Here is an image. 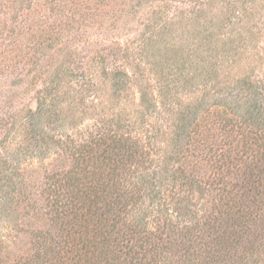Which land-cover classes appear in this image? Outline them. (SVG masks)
<instances>
[{
  "label": "trees",
  "instance_id": "obj_1",
  "mask_svg": "<svg viewBox=\"0 0 264 264\" xmlns=\"http://www.w3.org/2000/svg\"><path fill=\"white\" fill-rule=\"evenodd\" d=\"M17 4L18 15L33 13L31 0ZM1 51V66L21 62ZM210 51L193 56L183 87L184 69L157 96L137 85L141 113L152 107L175 118L165 149L159 134L144 137L137 124L114 119L86 140L48 135L66 118L48 102L47 88L17 155L51 162L43 185L27 182L23 164L0 173L1 211L17 214L26 203L50 224L16 264H264V92L246 79L220 89ZM101 63L100 77L111 78L113 97L123 102L136 73L109 74ZM233 87L232 102L210 105L211 91L225 95ZM62 159L69 164L59 166Z\"/></svg>",
  "mask_w": 264,
  "mask_h": 264
},
{
  "label": "rangeland",
  "instance_id": "obj_2",
  "mask_svg": "<svg viewBox=\"0 0 264 264\" xmlns=\"http://www.w3.org/2000/svg\"><path fill=\"white\" fill-rule=\"evenodd\" d=\"M19 1L0 0V51L21 58L12 67L0 65V173L23 164L27 182L38 188L51 162L17 155L30 113L48 87V102L66 118L63 128H52L48 135L86 140L100 122L114 119L137 124L144 137L159 134L160 149L167 148L175 118L169 112L156 114L152 107L141 113L137 85L151 87L157 96L160 87L173 88L184 69L183 87L193 56L212 49L208 55L217 59L220 89L247 80L264 92V0H31L29 15H18ZM45 27L52 30L51 37L44 35ZM101 59L109 74L136 73L130 87L126 82L123 102L113 97L111 78L100 77ZM172 70L176 75L170 80ZM230 90L225 95L211 91L210 105L224 97L232 102L231 93L238 88ZM22 206L13 215L0 209V264H16L31 255L37 231L50 228L26 203Z\"/></svg>",
  "mask_w": 264,
  "mask_h": 264
}]
</instances>
